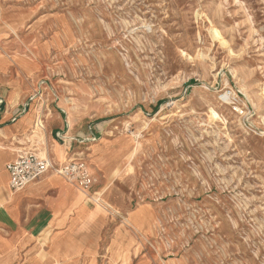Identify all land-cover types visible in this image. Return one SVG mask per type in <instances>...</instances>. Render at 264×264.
<instances>
[{"label":"rangeland","instance_id":"rangeland-1","mask_svg":"<svg viewBox=\"0 0 264 264\" xmlns=\"http://www.w3.org/2000/svg\"><path fill=\"white\" fill-rule=\"evenodd\" d=\"M41 19L64 46L37 109L125 138L116 176L139 184L127 216L89 196L112 219L99 264H264V0H0L8 42ZM118 226L134 246H108Z\"/></svg>","mask_w":264,"mask_h":264},{"label":"crops","instance_id":"crops-1","mask_svg":"<svg viewBox=\"0 0 264 264\" xmlns=\"http://www.w3.org/2000/svg\"><path fill=\"white\" fill-rule=\"evenodd\" d=\"M48 22L35 21L23 40L19 36L8 42L5 35H0V264H99V232L109 227L112 219L89 196L104 194L103 198L126 216L138 209L129 207V200L139 189L135 177L116 176L129 152L125 138L97 137L92 128L86 131L84 121L77 117L71 127L67 112L62 111L64 117L60 111H50L44 118L48 140L42 147L47 143L51 156L46 157L55 164L69 159L86 161L95 178L94 186L82 196L76 186L49 172L21 191L10 189L8 166L17 159L18 149L27 145L37 119L38 92L42 84L49 85L39 78L64 46L57 33L42 38L40 32ZM133 238L124 226H118L108 246L112 247L114 239L123 247L134 246ZM126 257L128 264L135 262L134 255L127 253Z\"/></svg>","mask_w":264,"mask_h":264},{"label":"built area","instance_id":"built-area-1","mask_svg":"<svg viewBox=\"0 0 264 264\" xmlns=\"http://www.w3.org/2000/svg\"><path fill=\"white\" fill-rule=\"evenodd\" d=\"M8 171L10 189L15 192L25 189L49 172H54L84 192H89L95 184V178L90 173L86 161L82 159H69L63 164H55L47 157L23 151L14 162L9 164Z\"/></svg>","mask_w":264,"mask_h":264},{"label":"bare ground","instance_id":"bare-ground-1","mask_svg":"<svg viewBox=\"0 0 264 264\" xmlns=\"http://www.w3.org/2000/svg\"><path fill=\"white\" fill-rule=\"evenodd\" d=\"M211 33H212L213 39H215V40H220L221 39L220 31H218L216 29H213L211 31ZM223 45H226L225 41L223 42ZM262 90H263L262 96H264V89H262ZM230 95L228 93L223 94V95L219 96V99H220V97H223L225 100H227V103H229V101L232 100ZM36 111H37V119L35 121V125H34V128H33L32 132L27 136L26 144L27 145H35V146L38 145L39 146V150H38L39 151V153H38L39 156H42V157L50 156L49 145H47V143H46V147L45 148L42 147V144L47 142V140H48L47 132H46V128L47 127H46V123L44 121V118H45V116H48V113L45 114L41 109H37ZM70 120H71V118H70ZM137 122H139V121H137ZM127 128H129V126H127ZM27 145H22V147H20V149H18V150L20 152L28 150V148H26ZM99 202H101V201H99ZM103 203L104 204H101V206L106 211H108L110 214L114 215L113 212H111V211H115V212L118 211L117 207L109 204L108 202H103Z\"/></svg>","mask_w":264,"mask_h":264}]
</instances>
